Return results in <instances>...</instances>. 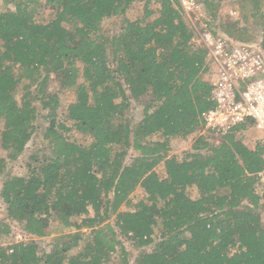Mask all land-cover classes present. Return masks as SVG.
<instances>
[{
    "label": "trees",
    "instance_id": "16d2710c",
    "mask_svg": "<svg viewBox=\"0 0 264 264\" xmlns=\"http://www.w3.org/2000/svg\"><path fill=\"white\" fill-rule=\"evenodd\" d=\"M139 1L143 14L132 20ZM196 1L215 35L264 50V0H233L232 21L220 14L225 0ZM152 4L158 16L149 21ZM4 5L13 8H0V264H264L263 148L243 142L244 124L218 143L203 132L212 66L179 0ZM109 18L120 20L114 36L103 33ZM52 76L55 93L46 90ZM63 90L76 100L60 116ZM147 94L134 123L131 102ZM37 101L49 111L41 142ZM190 136L183 156L170 157L172 141ZM30 142L40 147L24 161ZM9 163L24 173L10 174ZM138 189L143 196L132 197ZM55 223L72 231L44 244ZM11 224L25 240L7 243ZM122 239L137 252L132 260Z\"/></svg>",
    "mask_w": 264,
    "mask_h": 264
},
{
    "label": "built area",
    "instance_id": "2783aa9c",
    "mask_svg": "<svg viewBox=\"0 0 264 264\" xmlns=\"http://www.w3.org/2000/svg\"><path fill=\"white\" fill-rule=\"evenodd\" d=\"M179 3L184 16L194 26L198 37L195 41L207 49L212 66L213 107L204 114L203 132H209L218 143L244 124L241 136L252 132L258 135L253 140L262 146L264 161V50L258 42L242 43L220 33L215 35L209 29L211 20H205L197 28L195 20L201 14V4L196 0H179ZM259 175L264 183V170Z\"/></svg>",
    "mask_w": 264,
    "mask_h": 264
},
{
    "label": "rangeland",
    "instance_id": "374dc122",
    "mask_svg": "<svg viewBox=\"0 0 264 264\" xmlns=\"http://www.w3.org/2000/svg\"><path fill=\"white\" fill-rule=\"evenodd\" d=\"M233 0H225V2L223 3V6L220 10V14L223 18L225 19H229L230 21L235 20L238 16V11L235 5L232 4ZM159 5L156 4H152L150 6V8H152L153 10H155V14L149 19V21H152L154 18H156L158 16V10H159ZM202 6V5H201ZM143 7H144V1H139L136 4H134L132 6V8L128 11L127 16L129 18H131L132 20H135L137 17H139L140 15L143 14ZM0 8L2 10H7L9 8H13L11 7V5H4V0H0ZM49 12V11H47ZM200 16H198L199 18L197 20H195L196 22V26L197 28H201L202 25L204 24L205 20H211L212 18L210 16L206 15V10L204 9V7H202V10L200 12ZM185 20L187 22H189L191 25V21L189 20L188 17L184 16ZM245 24V23H244ZM103 33H105L106 35H115L118 32H120V20L118 19H114V18H109L106 19L103 24ZM194 27V26H193ZM257 34L258 37L257 40H260L261 37V30L257 28ZM198 38V37H197ZM197 38L195 37V39L197 40ZM258 41H255V43ZM250 43H254V42H250ZM199 44V43H198ZM61 85L59 84V79L56 78L55 76H52L51 81L48 83L47 85V92L49 93H55L60 91ZM24 94V89L23 86L21 85L18 90H17V98L20 101L22 96ZM34 98V97H32ZM76 100V94L73 91H69V90H63L61 92L60 95V107L57 110V112L59 113V115L61 116L62 114H64V112L66 111L67 107L73 103ZM151 101V96L150 94H147L143 97L142 101H132L131 102V108L129 109V114L131 115L132 119L134 120V123L137 122L141 117H142V113L143 110L145 108V106H147ZM119 102V101H118ZM36 106L38 107V120L36 122V126H37V141H40L42 139V133L43 131L46 129V127L49 125L48 124V120H45V116L48 114V110H42L41 109V102L37 101L35 102ZM3 128V122L0 119V138H1V131ZM202 132H200L199 134H201ZM72 138L77 139L79 141H83L82 137L76 133L75 131L73 132ZM253 136L258 137L257 134H255L254 132L252 133H248L246 134V136H242V140L244 143L248 144L249 147L254 148V146H256V144L254 143L253 140ZM196 136H190L188 138V140L185 141H179L178 139H175L172 141V151L170 152L169 156H178V157H182L183 156V152H185L186 150H188L192 144V142L195 140ZM42 141V140H41ZM40 141V142H41ZM217 143V142H216ZM35 147H40L37 144H33L32 142L28 143L27 148L28 150L26 151L25 155L22 156L24 158V161L27 160L26 155L29 154L31 152V150ZM0 156L2 157H6L7 156V152L5 150H3V148L1 147V141H0ZM22 158V159H23ZM8 167L10 168V174L13 175H22L25 171L24 166H22L21 163H9ZM157 172L161 175V176H165V170H164V166L160 165L157 169ZM8 173V172H7ZM3 180L0 177V188H1V184H2ZM191 195L192 197H197V191L196 190H191ZM143 196V191L141 189H138L134 196L135 198H141ZM261 215L263 217V224H264V202H263V208L261 209ZM5 217V211H4V206L0 201V219ZM111 223H114V219L111 220ZM12 227V232L10 234L11 238L10 240H8L7 243H9L10 241L12 242H20L25 240L26 235L22 232V227L18 226L16 224H11ZM52 233L50 234V236H48L47 238H44V244H49L51 239L53 237H55L56 235H60L63 233H69L70 231H72V229H66L63 226H61L59 223H55L53 224L52 228ZM85 231V230H84ZM124 241V244L130 254V258L131 260L136 256L137 252L136 250L133 248V246L131 245V243L125 239H122ZM5 246V243H0V247ZM114 262L118 263L119 262V257L117 255L114 256Z\"/></svg>",
    "mask_w": 264,
    "mask_h": 264
}]
</instances>
